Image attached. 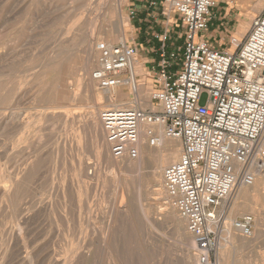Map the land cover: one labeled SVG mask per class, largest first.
<instances>
[{
	"label": "rangeland",
	"instance_id": "1",
	"mask_svg": "<svg viewBox=\"0 0 264 264\" xmlns=\"http://www.w3.org/2000/svg\"><path fill=\"white\" fill-rule=\"evenodd\" d=\"M161 1L162 0H118V1L117 0H84L83 2H81L79 0H0V10H5L3 12L0 11L2 12V15L0 14V47H1L0 48V84L3 82L5 83V84L4 83L2 84L4 85L2 88L5 91H2L1 93H3V96H4V94L5 95L9 94V93H6L8 91L14 90V92L16 93L18 89L19 90L18 92H20L19 94L14 93L16 97L10 96L14 101L11 98L7 101L8 103L0 101V125H1L0 126V136H2L0 137V141H1L0 142V153H1L0 154V179L1 177L4 176L3 175L4 173H6V176H7L8 172H9L8 177L6 176L4 177L7 179H10L9 182L6 179V184L3 178L0 180L1 182L0 198L2 199V200L0 199L1 200L0 201L1 202L0 203V207H1L0 208V260L1 258L4 257L2 259V262L0 261V264L1 263L3 264L4 263L6 264H11V263L12 264H18V263L25 264L26 263L27 264L28 263L27 260L29 259L33 260L34 262L33 264H50L49 262H51L52 264V262L54 263L56 261V260L53 261V259L55 258L59 259L60 256H61V259H60L59 264H63L64 259L67 264H70V263L73 264L74 262L75 263L77 262L76 264H92L93 261H94L93 264H183L182 256L184 255L186 250L184 249L182 244H179L176 241V239H178L177 231L175 229L173 220L171 219V217H169L171 214H167L169 212L172 213L173 208H172V205L169 203V199L167 195H165L166 190L164 188L162 176H163L164 169L169 164H167V166H165L162 171V176H161L162 179H159L157 182L150 184V185H149V173L152 170L149 168V163L146 164L145 168L143 169L140 175H137L138 172H125V174L128 173V175L123 174L122 178L126 177L130 181L131 179H133L132 177L134 176V174L136 175L134 178H137V177L141 178L140 180L143 183V188H142L143 189L142 190L143 200L142 199L140 200V198L137 197V193L139 191L138 189H140L139 185L136 189H131L130 194L127 190L122 191V189L119 190V188H118V191L117 189L115 190V188H117L115 187L117 184L116 182L118 180L117 177L119 178L121 174H119L115 169H113L110 166H108V169H107V166L103 167L106 164L105 161H101L95 152L96 150L94 149L95 148L94 137H90L91 133L87 129H85V127L83 126L86 123V119L88 120L91 113L95 111L94 104L91 103L90 96L89 97L86 96V91L84 92L85 89L83 88V86L79 84L77 81L78 79H80L78 78L79 76L81 78L82 77L84 78L86 75L85 70L83 69V64L85 61V57L87 56V53L85 52L86 46L85 44L82 43V41L84 40L82 37L84 33L82 34L81 32L82 30L84 32L83 28L84 26H86L85 23L87 24L89 23V25L86 28L87 33H89L91 37L94 36L93 38H96V39H93L94 52L98 53L99 46L102 43H109V44L110 42H113L111 44L119 43L120 42L119 39L115 40L114 38H117V36L120 35L119 28L123 26L125 30L124 35L127 38V42L129 44H133L134 42L138 44L140 42L142 43L141 45L143 49L145 50V52H149L150 48H154V43L151 44V42H149L150 38L154 42L159 41L155 37V34L159 32L161 33V29L164 26L163 22L165 19L162 15L163 7L161 4ZM107 2L108 3L112 2L111 5L109 4V7L106 5L108 4ZM149 2H156V4L152 6V10H150V12H149ZM119 3H121V9L115 15L116 17L114 16V18H111L112 4L114 7H116V5ZM240 3L246 4L245 6L247 7L249 5L248 4L249 2L247 3V1H244V0H241ZM259 3H263V6H264V0H252L250 1V6H251L250 10L232 11V14L236 15V20L238 19L239 21V26L237 28H234V30L228 36H223V39H221L222 37H217V39L215 37H211V41L213 42V44L219 48L234 49L236 47L235 40L236 39H239L240 41L243 40L252 25V22L249 24L245 22L246 12L252 13L253 16H251V18L253 19L255 16V13L258 14L262 10V9L256 8V5ZM95 7L96 9H94ZM214 9L213 11H215ZM132 11H135V13L131 14ZM148 13H151L153 16L149 15ZM82 19L84 20V22ZM97 19L99 20V27L95 28V21H97ZM171 22H173V19ZM173 23H175L174 31L172 32L173 39L169 40L167 42V45L170 49L180 47L181 48L180 52H182V47L184 43V37H183L184 30L182 29L179 22L174 21ZM121 24L123 25L120 26ZM245 26H246V29L243 31ZM242 31L245 33H243V35L241 36L240 33ZM75 35L77 37H75ZM75 39H78L80 43L83 44V45L81 44L80 46L78 45V49L75 47L71 48L72 47L71 43H73ZM73 49H75L76 54L75 52L74 53L72 52ZM154 49H157V48L155 47ZM66 51L67 52L69 51L68 53L69 55L67 56H65L67 54ZM70 51L72 52L71 53L72 55L70 54ZM75 57L77 58V60ZM65 58L68 60H72L73 65H76V68L78 69L76 76L71 75L67 77V80L65 81V85L67 84V88L69 89L71 88L70 91L73 93L72 94L73 97L75 93H77V95H79L78 93H80L81 94L79 95L80 99H78L79 97H77L75 101L72 99L69 102H65V103L64 102H61L59 104L51 103V99H49L50 97L48 98V93L41 92V88H42L41 82H42V79H44V77H47V75L48 76L51 75L50 77H52V74H54V76L55 74L57 75V73L54 71V68L59 69L61 62L66 61ZM148 59L149 58L147 57H142V58L140 57V62L143 67L142 71L138 72L137 66H136V72L134 69V74L138 75V80L140 81V83H138L136 86L134 97L136 98L137 93H138V101L142 105V108H147V107L144 106L141 96L139 97L140 95L139 85L142 84L145 87H149V89H151L150 82L153 79L152 77L153 73H151L150 68H148L149 67ZM53 61L55 62L53 63ZM52 71L53 73H51ZM74 77H76L77 79ZM39 80L41 81L40 83H39ZM146 83H149V84H146ZM77 84L80 85V87ZM63 89H65L64 86H63ZM78 89L80 90V92H78ZM127 91H128V94L124 93L119 88L112 89L111 94L113 95V98H114L113 104H120L122 102L131 103L132 101L131 99H129L130 90L127 89ZM120 93L125 95V99L126 98L127 99L126 100L124 99L121 102L117 100L118 95ZM207 97L208 95L204 93L202 95L201 102L205 103L207 100ZM20 98L21 100H19ZM82 98L83 99L87 98V101L86 99L83 100ZM11 103H13V105ZM111 104L112 102L108 100H105L103 98L99 99V107L101 110L110 108ZM6 105H9L10 107ZM62 109L67 110L66 116L65 114L60 115V113L54 114V112L60 111ZM11 110H13V112L18 111L16 113L19 116L16 117L17 114L16 115L15 113L12 114L13 112ZM49 112L50 113L53 112V113L50 114ZM74 112H76V114L77 113H81V114L76 115ZM39 114L40 115L44 114L43 117L45 118L38 119L37 117H40ZM47 114H50V115H47ZM67 114L70 116H68ZM51 115H53L52 118H54V120L56 119L55 121L52 118H50ZM61 116L63 117L62 121H60ZM21 117L25 119L23 120V118ZM65 117H67V120H65L66 119ZM17 118H21V119H17ZM68 118L70 119L68 120ZM76 118L78 119L82 118V120L80 119L78 120ZM11 119L15 121L11 122L12 121ZM50 119L53 120V123H52V120ZM72 119L78 120L81 128L78 127L79 123L77 121L74 122V120ZM68 122L72 123L70 125H74V126L68 125L69 124ZM6 124L9 126H7ZM23 124L25 128L23 127ZM16 125L17 127H15ZM4 126H6V128L9 127L7 128L8 130H6ZM68 126L70 128H68ZM82 127H84L83 130H82ZM13 128L15 129L17 128V130ZM76 128L78 130L81 129L80 132ZM9 129L12 131V133L14 132L13 134L15 136L17 133L18 135L21 134L22 133L21 131H23L24 135L22 136L19 135L20 138L17 135L15 138V136L11 133ZM85 130L86 132H84ZM81 131H83L84 133L83 132L81 133ZM8 137H10V139L13 138L15 141L10 140ZM17 137L20 141H18ZM23 137H26L28 139L26 138L24 139ZM31 138H34V139H31ZM21 139H22V142H24V144L21 142ZM11 141L12 142L14 141L15 143H12ZM6 142H7V145H5ZM16 144L17 146L18 145L19 146L15 147ZM22 145H24V147H22ZM12 146H14V148ZM32 146L35 148H32L33 151L31 150L30 152V148ZM19 148L21 150H18ZM5 149L7 150L10 149L9 153ZM11 149H14V152L13 150L11 151ZM17 150L19 153L17 152ZM22 150H24V152ZM28 152H30V154ZM37 152L38 154L41 153L40 154L41 157H39L40 155L36 154ZM33 153H35V156L36 155L37 156L34 157V155H32ZM47 154H49L50 156H48ZM180 156H181V153L177 157V160L180 158ZM38 157L39 159H37ZM32 158L34 159L32 160ZM12 159L14 162L11 161L12 163H10L9 160H12ZM18 160H20V162ZM34 160L37 161L36 165H35V162H33ZM15 161L19 163L15 164L16 163ZM8 167L11 168V171L6 172ZM29 168H31V170ZM38 168L40 172L38 171ZM83 169L84 170L86 169V171H84L85 173L83 172ZM10 172H13L14 174L12 173V176H11ZM110 172H112L113 174ZM19 173H20L19 177L21 176L20 179H23V181L21 180L23 183L22 182L21 183L24 184V186L20 184L18 191L17 190H16L17 192L14 191L12 195L13 197L12 199H7L6 197L4 198L3 191H2L4 189L3 186L7 187V185H11L12 181L18 178ZM23 174L26 176L27 175L30 176L29 179ZM13 176L14 178L16 176V178L14 179ZM84 176L86 177V181L85 179H83ZM102 177H105V178H102ZM101 179H104L105 181L108 180L109 182L111 179V182L110 183L108 181L105 182L104 180L101 181ZM29 181L33 185L29 184ZM33 181L35 184L33 183ZM83 181H85L86 183ZM2 182H4V184ZM92 182L94 184H92ZM103 182L106 183V185ZM107 184H112V185L115 184V186L111 185V187L113 188L112 189L111 187H106ZM103 185H105L104 186L105 189L102 188ZM27 186L29 187V190H26L28 188ZM30 186L32 187L31 188L32 190L30 189ZM22 187L23 189H21ZM95 187H98L99 191L96 190L97 188L95 189ZM105 190L106 192L104 193ZM135 190H137V192ZM35 191L38 193H36ZM100 191L102 194L99 193ZM115 191L118 193H121L119 195L120 197H118L119 200H117L118 205L120 207L122 206L121 209L122 210L124 208L126 209V207L130 208V211H131L129 213L130 218H128L125 214L122 215V213L120 214V216L118 215V217L115 216V218H113V214H112L113 207L110 201L114 198V195L115 196L118 195ZM19 192H21L22 194ZM111 192H115V193H111ZM18 193L25 196L24 197L25 199L23 198V196L21 195L19 196ZM110 193L112 195L114 194L113 197ZM161 195L163 196L162 198H161ZM260 195H261L260 196L261 201L259 197V199L257 200L258 202L257 201L254 202L257 204L255 205L254 203L252 204L254 208H256L255 213H252V215L255 218V224L253 228L254 236L252 235V238L250 237V239H248L249 243L243 247H239L237 249L229 247L228 250L230 251V253L228 252V257L226 260L227 264H233V263L234 264H264V209H263L264 208V205H263L264 204V188L261 189ZM15 197L16 198L18 197V198L16 199ZM20 197L23 199L22 201L23 202L25 201V202L23 203L22 201H20V203H23L24 205L20 204V207H19L18 202H19ZM27 197L29 198V200ZM5 199H6V202H5ZM137 199H139L140 201L138 202ZM3 200L5 202L4 204H2ZM27 200L28 201L31 200V202H29L30 204L27 202ZM49 200H51L50 201L51 203L49 202ZM11 201L12 202L14 201L13 204L10 203ZM38 201H39V204H38L39 206L37 205L38 207L34 208V206L36 207V204L38 203ZM52 201L55 205L52 203ZM40 202H41V205H45V206H41ZM14 203L18 205H14ZM25 203H27V206ZM31 204H32L33 209L26 208L28 206L30 207ZM46 204L48 205L46 206ZM50 204L52 207L50 206ZM99 204L101 206H99ZM140 204H141V208H140ZM261 204L263 205V207ZM16 206H18L19 208L18 210L16 209L17 208ZM53 207L55 208L57 207V209ZM46 208L47 209L49 208L50 212H48ZM51 208L55 209L54 210L55 213L53 214L52 212V214L54 215V217L57 216V218L56 217L54 218L52 214H49L51 213V210H53ZM26 209H28V212ZM34 209L36 210L35 211L36 213L35 212L31 213L32 211H34ZM39 209H41L42 212ZM96 209L98 210L101 209V210L97 212L98 210ZM137 209L138 210L140 209V210L138 212H135L137 211ZM144 209L150 212V214H153L150 216L158 221V223L161 225V228H157V227L154 228L151 225L150 221H149V225H147L148 222L144 221L147 218L145 217L146 214L143 213L145 211ZM66 210L68 211L67 213H66ZM43 211L45 212L46 215H44ZM39 212H40V215H39ZM247 213H251V212L245 211L244 213H241L235 216V219H238ZM18 214L20 215V217L22 216L21 219ZM139 214H142V215L139 216ZM70 216L72 217L73 220L70 219L71 218ZM261 216H262L261 219L258 218ZM132 218L134 220H132ZM14 219H16L17 222ZM146 220L148 221V219ZM184 221H185V225L187 228V222L186 220ZM18 222L22 225V227H20V224ZM24 224H27V227ZM9 226L11 229L8 228ZM17 227H18V230H17ZM20 230H24V231H20ZM9 231H10V234H9ZM22 232L23 233L25 232L26 236L25 234L23 236H25L26 238L21 235ZM170 232L172 235H169ZM11 233H12V237H11L12 240L10 238ZM13 233L15 234L13 235ZM46 233H47V236L45 235ZM69 233H71V237L70 235H68ZM8 234H9V238H7ZM44 236L46 237V239L44 238ZM253 237H255V239ZM24 242H27L28 244ZM15 243H17L16 246H15ZM5 247L6 249H8L7 251L9 255L5 252L6 250ZM14 247L15 249L16 248L17 249L14 250ZM37 249H39V251ZM106 249H108L107 252H106ZM110 250L113 252V255H111ZM37 252L39 253L37 254ZM192 253H195V250ZM5 254L7 255L5 256ZM40 254L41 255L44 254V255L40 256ZM49 254L51 258H52V255L54 254L56 255V257L53 256V258L51 259L49 257ZM10 255L12 256L10 257ZM27 255L31 257L29 258L27 257ZM20 256L22 257V259ZM37 256H39L40 258L42 257V258L40 259ZM5 257L6 258L9 257L11 260L7 258L5 261ZM83 257H85V259ZM35 258L38 259L37 262H35L36 261ZM72 258H74V260L77 259V261H74ZM47 259H49L48 260L49 262L47 261ZM78 260H79V263H78ZM68 261L70 263H68ZM84 261L85 263H82ZM219 262L220 264H223V259L221 257L220 251H219ZM54 264H56V262Z\"/></svg>",
	"mask_w": 264,
	"mask_h": 264
},
{
	"label": "built area",
	"instance_id": "2",
	"mask_svg": "<svg viewBox=\"0 0 264 264\" xmlns=\"http://www.w3.org/2000/svg\"><path fill=\"white\" fill-rule=\"evenodd\" d=\"M220 1H161L165 20L155 34L158 59L148 61L156 88L149 89L151 108L134 98L140 83L134 74L136 42L100 44L91 73L101 89L126 87L133 97L131 106L100 113L114 158H139L143 125L153 147L163 138L180 141L181 156L164 169L163 183L194 238L197 264H220L219 244L228 221L223 205L239 183L254 184L264 163V8L234 49L219 48L205 32ZM172 19L184 30L182 52L167 45L173 39ZM204 93L208 97L202 103ZM254 224L252 214L234 220L235 229L248 238Z\"/></svg>",
	"mask_w": 264,
	"mask_h": 264
},
{
	"label": "bare ground",
	"instance_id": "3",
	"mask_svg": "<svg viewBox=\"0 0 264 264\" xmlns=\"http://www.w3.org/2000/svg\"><path fill=\"white\" fill-rule=\"evenodd\" d=\"M79 1H81V2H83L84 0H79ZM118 1V0H117ZM260 2V1H259ZM19 3V2H18ZM108 3V2H107ZM112 3V2H111ZM111 3H108V4H106L108 7H109V4L111 5ZM114 3H116V2H114ZM83 4V3H82ZM102 4H104V3H102ZM105 5V6H106ZM2 6V5H1ZM263 3H259V4H257L256 5V8H258V9H263ZM14 8H16V7H14ZM5 9V8H4ZM94 9H96V7L94 8ZM121 9V3H119V4H117L116 5V7H114L113 6V4H112V8H111V10H112V14H111V18H114V16L117 14V12L119 11ZM0 11H5V10H0ZM260 11V10H259ZM2 12H0V14L2 15ZM111 12V11H110ZM91 13V12H90ZM78 15V14H77ZM122 16V15H121ZM120 16V17H121ZM251 16H253L252 15V13H247L246 12V17H245V22L247 23V24H249V23H251L252 21H253V19L251 18ZM256 16V15H255ZM254 16V17H255ZM116 17V16H115ZM110 18V19H111ZM90 19V18H89ZM117 19H118V17H117ZM83 20V19H82ZM115 20V19H114ZM113 20V21H114ZM86 21V20H85ZM89 21V20H88ZM87 21V22H88ZM83 22H84V20H83ZM108 22V21H107ZM110 22V21H109ZM122 22V21H121ZM81 23H82V21H81ZM123 23V22H122ZM125 23V22H124ZM127 23V22H126ZM86 24V26H84V32H83V30L81 31L82 32V34H83V41H82V43L83 44H85V46H86V53H87V56L85 57V61H84V64H83V69L85 70V73H86V75H85V77L83 78V80H82V78L79 76L78 78H80V79H78L77 81H78V83L79 84H81L82 86H83V88L85 89L84 90V92L86 91V96L87 97H89L90 96V98H91V103H93L94 104V109H95V111H93L92 113H91V115L89 116V118H88V120L86 119V123L83 125L84 127H85V129H87L90 133H91V136L90 137H94V140H95V152H96V154H97V156L100 158V160L101 161H105V163L107 164H105V166H103V167H106L107 166V169H108V166H110V167H112L113 169H115L119 174H121V176L118 178L117 177V184H116V186H115V184L114 185H112V184H107V186L106 187H111V185L112 186H115V187H117V188H115V190L117 189V191H118V188H119V190H121L122 189V191L123 190H127L128 192H129V194H130V191H131V189H136L137 187H138V185H139V188L140 189H138L139 191H138V193H137V197L138 198H140V200L142 199L143 200V198H142V188H143V183L141 182V178L139 177H137V178H134L136 175L134 174V176L132 177L133 179H131V181L128 179V178H126V177H124V178H122L123 177V174H125V172H138V174L137 175H140L141 174V172L143 171V169L145 168V166H146V164L147 163H149V168L152 170L150 173H149V185L150 184H153V183H155V182H157L159 179H162L163 178V176H162V171H163V169H164V167L165 166H167V164H170V163H173V162H175V161H177V157L179 156V154L182 152V146H181V143L178 141V140H175V139H169V138H163L162 139V142H161V144L159 145V146H157V147H153V146H151V145H148L147 144V137H146V134H145V130L147 129V125H143L142 126V131H143V135H142V140H141V144H140V156H139V158L138 159H123V160H120V159H117V158H114L113 156H112V154H111V152H110V147H109V144H108V142H107V140H106V133H105V130H104V127H103V124H102V121H101V119H100V113H101V109H100V107H99V99H105V100H108V101H110V102H112V104L110 105V108H118V107H126V106H131V103L129 104L128 102L127 103H120V104H113V102H114V98H113V95L111 94V90L110 89H101L99 86H98V84H97V82L94 80V79H92V77H91V73L93 72V70H94V68H96L97 66H98V53L97 52H94V50H93V46H94V43H93V39H96V38H93V37H91V35H89V33H87V26L89 25V23L87 24V23H85ZM246 24V25H247ZM2 25V24H1ZM123 24H121L120 26H122ZM126 25V24H125ZM251 25V24H250ZM6 26V25H5ZM16 26V25H15ZM103 26V25H102ZM97 27H99V20L97 19V21H95V28H97ZM124 27V26H123ZM123 27H120L119 28V32H120V35L119 36H117V38H114L115 40H118L119 39V41L120 42H127V38L125 37V35H124V32H125V30H124V28ZM3 29V28H2ZM246 29V26L244 27V29H243V31ZM81 30V29H80ZM76 31V30H75ZM241 32L240 34H241V36L243 35V33H245V32ZM89 32V31H88ZM101 32V31H100ZM60 34V33H59ZM80 36V37H81ZM116 36V35H115ZM75 37H77L76 35H75ZM79 37V36H78ZM58 39V38H57ZM240 40L239 39H236L235 40V45H237V43L239 42ZM96 42V41H95ZM80 41L78 40V39H75L74 41H73V43H71V48H77L78 49V45L80 46L82 43H80ZM111 43H113V42H110V44ZM82 44V45H83ZM63 47V46H62ZM68 47V46H67ZM1 48V47H0ZM66 48V47H65ZM84 48V47H83ZM68 49V48H67ZM70 49V48H69ZM62 51V50H61ZM72 51V50H71ZM70 51V54L73 52H75V54H76V51H75V49H73V51L71 52ZM4 52V51H3ZM5 53V52H4ZM61 53V52H60ZM67 53V54H66ZM66 55L65 56H67V55H69L68 53H69V51L67 52L66 51ZM54 54V53H53ZM62 55V54H61ZM72 55V54H71ZM60 56V55H59ZM64 56V57H65ZM68 57H70V56H68ZM77 57V56H76ZM75 57V58H76ZM46 58V57H45ZM60 58V57H59ZM62 58V57H61ZM66 59V58H65ZM2 60V59H1ZM76 60H77V58H76ZM5 61V60H4ZM15 61V60H14ZM62 61V60H61ZM55 61H53V63H54ZM73 62H74V60H73ZM1 63H2V61H1ZM40 65V64H39ZM57 66V65H56ZM78 66V65H77ZM136 66H137V71L138 72H140V71H142L143 69H142V67H141V64H140V59H139V55L136 57V59H135V62H134V69H135V72H136ZM141 67V68H140ZM47 71V70H46ZM45 71V72H46ZM54 71L57 73V75L55 74V76H54V74H52V77H50L51 75H47V77H48V79H47V77H44V79H42V82L39 80V83L41 82V84H42V88H41V92H46V93H48V98L49 99H51V103H57V104H59V103H61V102H69L70 100H76V98L77 97H79V95H81L80 93H78L79 95H77V93H75L74 94V97L72 96V92L70 91V89L69 88H67V84L65 85V81L67 80V77H69V76H76L77 75V71H78V69L76 68V65H73V63H72V60H68V59H66V61H63V62H61V65H60V68L59 69H56V68H54ZM92 71V72H91ZM54 72V73H55ZM51 73H53V71L51 72ZM46 75V74H45ZM79 75V74H78ZM80 75H81V73H80ZM89 75V76H88ZM83 76V75H82ZM74 78H76V77H74ZM14 79V78H13ZM77 79V78H76ZM16 80V79H15ZM38 82V81H37ZM4 83V82H3ZM3 83H1L0 84V101H3V102H7L12 96H15L16 97V95H14V90L13 91H8V90H6V91H8V92H6V93H9V94H4V96H3V93H1L2 91H5V90H3V86L4 85H2ZM10 83H12V82H10ZM10 83H8V84H10ZM67 83V82H66ZM76 83V82H75ZM5 84V83H4ZM7 85V84H6ZM6 85H5V87H6ZM11 85H13V84H11ZM70 85V84H69ZM78 85V84H77ZM17 86V85H16ZM35 86V85H34ZM63 86L65 87V89H63ZM79 87H80V85H78ZM78 86H77V88H78ZM13 87V86H12ZM70 87V86H69ZM14 88V87H13ZM82 88V89H83ZM5 89V88H4ZM6 89H8V88H6ZM69 89V90H68ZM73 89V88H72ZM10 90V89H9ZM11 90H12V88H11ZM15 91H16V89H15ZM19 90L17 89V92L16 93H20V92H18ZM39 91V90H38ZM40 92V93H41ZM78 92H80V90L78 89ZM82 92V91H81ZM137 92H138V90H137ZM15 93V94H16ZM139 93H140V95H139V97L141 96V98H142V100H143V104H144V106H146L147 108L146 109H149V108H151V106H152V104H151V102H150V97H149V87H145L144 85H142V84H140L139 85ZM17 94V95H18ZM84 95V94H83ZM11 96V97H10ZM19 96V95H18ZM21 98H23V97H21ZM21 98L19 99V100H21ZM133 97H131V95H130V97H129V99H132ZM135 98V97H134ZM12 99V98H11ZM15 99V98H14ZM17 99H18V97H17ZM78 99H80V97L78 98ZM83 99V98H82ZM86 99V101H87V98H85ZM85 99H83V100H85ZM125 99V95H123V94H119L118 95V99L117 100H119L120 102L121 101H123ZM127 99V98H126ZM125 99V100H126ZM136 99H137V101H138V93H137V96H136ZM13 100V99H12ZM19 100H17V101H19ZM14 101V100H13ZM16 101V100H15ZM85 101V102H86ZM89 102V101H88ZM126 102V101H125ZM8 103V102H7ZM50 103V102H49ZM79 103H80V101H79ZM84 103V102H83ZM4 104V103H3ZM3 104H2V106H3ZM10 104V103H9ZM12 105H13V103H11ZM16 104V103H15ZM82 104V103H81ZM138 104H140L139 103V101H138ZM141 105V104H140ZM5 106V105H4ZM6 106H9V105H6ZM60 106H61V104H60ZM63 106V105H62ZM10 107V106H9ZM15 107H16V105H15ZM22 107V106H21ZM93 107V106H92ZM141 107H142V105H141ZM2 110V109H1ZM7 110V109H6ZM14 110V109H13ZM13 110H11L12 112H13ZM55 111V110H54ZM16 112H18V111H16ZM16 112H13L12 114H14L15 113V115L17 114ZM76 112H78V111H76ZM76 112H74L75 114H76ZM80 112V111H79ZM5 113V112H4ZM50 113V112H49ZM53 113V112H52ZM52 113H50V114H52ZM55 113H60V115L61 114H65V116H66V113H67V110H60V111H56V112H54V114ZM10 114H11V112H10ZM50 114H47V115H50ZM71 114V113H70ZM73 114V113H72ZM78 114H81V113H77L76 115H78ZM3 115H5V114H3ZM8 115V114H7ZM15 115H13V116H15ZM38 115V114H37ZM43 115L44 114H39V116L40 117H37L38 119L39 118H45V117H43ZM68 115V114H67ZM74 115V114H73ZM73 115H71V116H73ZM75 115V116H76ZM9 116V115H8ZM12 116V117H13ZM19 115L17 114V116L16 117H18ZM42 116V117H41ZM52 116L53 115H51L50 116V118H52ZM56 116V115H55ZM58 116V115H57ZM68 116H70V115H68ZM67 116V117H68ZM74 116V117H75ZM67 117H65L66 119L65 120H67ZM80 117V116H79ZM8 118V117H7ZM21 118H23V117H21ZM21 118H17V119H21ZM48 118H49V116H48ZM56 118V117H55ZM61 118V120L60 121H62L63 120V117L61 116L60 117ZM71 118V117H70ZM70 118H68V120L70 119ZM73 118V117H72ZM84 118V117H83ZM25 118H23V120H24ZM53 120H54V118H52ZM52 119H50V120H52ZM76 119H78V118H76ZM74 120V119H72V120H74V122L75 121H77L78 122V120L80 119H78V120ZM12 120V121H11ZM11 120H9V121H11V122H14L15 120H13V119H11ZM46 120V119H45ZM53 120H52V123H53ZM56 120V119H55ZM54 120V121H55ZM58 120V119H57ZM80 120H82V118L80 119ZM8 121V122H9ZM19 121V120H18ZM39 121V120H38ZM49 121V120H48ZM59 121V122H60ZM66 122V121H65ZM73 122V121H72ZM73 122V123H74ZM76 122V123H77ZM81 122V121H80ZM1 123H2V121H1ZM21 123V122H20ZM31 123V122H30ZM63 123V122H62ZM69 123V122H68ZM68 123H66V124H68ZM79 123V122H78ZM77 123V124H78ZM83 123V122H82ZM8 124V123H7ZM6 124V125H7ZM64 124V123H63ZM70 124H72V123H69L68 125H70ZM9 125H10V123H9ZM9 125H7V126H9ZM22 125V124H21ZM57 125V124H56ZM1 126V125H0ZM67 126V125H66ZM70 126H74V125H70ZM75 126H76V124H75ZM15 127H17V125L15 126ZM22 127V126H21ZM23 127H24V124H23ZM78 127H80V123H79V126ZM84 127H82V130H83V128ZM2 128V127H1ZM4 128L6 129V130H8L7 128H9V127H7L6 128V126H4ZM25 128V127H24ZM29 128V127H28ZM64 128H66V127H64ZM68 128H70L69 126H68ZM67 128V129H68ZM81 128V127H80ZM79 128V129H80ZM12 129V128H11ZM13 129H15V128H13ZM54 129V128H53ZM77 129V128H76ZM10 130V129H9ZM15 130H17V128L15 129ZM14 130V131H15ZM19 130H21V129H19ZM24 130V129H23ZM51 130V129H50ZM78 130V129H77ZM81 130V129H80ZM80 130H78L79 132H80ZM11 131V130H10ZM28 131V130H27ZM57 131H58V129H57ZM56 131V132H57ZM77 131V132H78ZM159 131V130H158ZM19 132V131H18ZM22 133H23V131H21ZM45 132V131H44ZM48 132V131H47ZM83 131H81V133H82ZM84 132H86V130L84 131ZM83 132V133H84ZM11 133H12V131H11ZM14 133V132H13ZM12 133V134H13ZM19 134V135H24V133L23 134ZM2 134V133H1ZM8 134V133H7ZM10 134V133H9ZM11 134V135H12ZM34 134H35V132H34ZM56 134V133H55ZM89 134V133H88ZM14 135V134H13ZM18 135V133L16 134V136ZM18 135V136H19ZM93 135V136H92ZM10 136V135H9ZM15 136V135H14ZM16 136H15V138H16ZM0 137H2V136H0ZM12 137V136H11ZM9 139H10V137H8ZM19 138H20V136H19ZM22 138V137H21ZM24 139L26 138V137H23ZM62 138V137H61ZM17 139H18V137H17ZM26 139H28V138H26ZM31 139H34V138H31ZM10 140H14L13 138L12 139H10ZM10 140H9V142H10ZM47 140V139H46ZM66 140V139H65ZM70 140V139H69ZM8 141V140H7ZM15 141V140H14ZM12 142V143H15V142ZM18 141H20L19 139H18ZM24 141V140H23ZM1 142V141H0ZM3 142V141H2ZM21 142H22V139H21ZM27 142H29V141H27ZM40 142V141H39ZM94 142V141H93ZM11 143V144H12ZM18 143H20V142H18ZM17 143V144H18ZM23 144H24V142H22ZM33 143V142H32ZM31 143V144H32ZM35 143V142H34ZM9 144V143H8ZM17 144L15 145V147H18L17 146ZM30 144V143H29ZM64 144V143H63ZM5 145H7V142H6V144ZM33 145V144H32ZM38 145V144H37ZM9 146V145H8ZM59 146V145H58ZM7 147V146H6ZM5 147V148H6ZM13 148H14V146H12ZM11 147V148H12ZM21 147V146H20ZM22 147H24V145H22ZM46 147V146H45ZM44 147V148H45ZM9 148V147H8ZM25 148H26V146H25ZM32 148H35V147H31L30 148V152H31V150H32ZM39 148V147H38ZM28 149V148H27ZM26 149V150H27ZM41 149V148H40ZM5 150H7V149H5ZM13 150V152H14V149H11V151ZM18 150H21L20 148L18 149ZM18 150H17V152H18ZM25 150V149H24ZM24 150H22L23 152H24ZM35 150H37V149H35ZM34 150V151H35ZM9 151H10V149H8L7 150V152L9 153ZM33 151V150H32ZM54 151V150H53ZM30 152H28L29 154H30ZM40 152V151H39ZM19 153V152H18ZM65 153V152H64ZM63 153V154H64ZM1 154V153H0ZM17 154V153H16ZM16 154H15V156H16ZM20 154H22V153H20ZM28 154V155H29ZM37 155H40V154H38V152L36 153ZM27 155V156H28ZM32 155H34V157H36L35 156V153H33ZM48 156H50L49 154H47ZM25 156V155H24ZM68 156V155H67ZM29 157V156H28ZM31 157V156H30ZM39 157H41V155L39 156ZM39 157L37 158V159H39ZM58 157H60V156H58ZM13 158V157H12ZM47 158V157H46ZM21 159H23V158H21ZM34 158H32V160H33ZM8 160V159H7ZM14 160H15V158H14ZM17 160V159H16ZM14 162L13 161V159L12 160H9V162L10 163H12V162ZM19 162H20V160H18ZM43 161V160H42ZM72 161V160H71ZM16 162V161H15ZM18 162V163H19ZM33 162H35V165H36V162L37 161H33ZM9 163V164H10ZM17 162L15 163V164H18ZM25 163V162H24ZM46 163V162H45ZM8 164V163H7ZM102 164V163H101ZM100 164V165H101ZM27 165V164H26ZM66 165H67V163H66ZM263 165V170L261 171V172H259V173H257L256 172V180H255V182H254V184L253 185H251V186H248V185H244L243 183H239V186H238V188L236 189V191L234 192V194H233V196H232V198L230 199V201H227V203L226 204H224L223 206V209L222 210H225V211H227V224H226V228H225V230H224V233H223V240H220V244H219V251H220V253H221V257H222V259H223V264H227V257H228V252L230 253V251L228 250L229 249V247H232V248H235V249H237V248H239V247H243V246H245V245H247L248 243H249V240L248 239H250V238H248V237H245V236H242L241 234H240V232H238L236 229H235V227H234V220H235V216H237V215H239V214H241V213H244L245 211H249V212H251V213H247V214H252V213H255V209L256 208H254V206L252 205L254 202H256L258 199H259V197L261 196L260 195V191H261V189L262 188H264V163L262 164ZM23 166H24V164H23ZM22 166V167H23ZM38 166V165H37ZM36 166V167H37ZM80 166V165H79ZM102 166V165H101ZM17 167V166H16ZM20 167V166H19ZM30 167V166H29ZM81 167V166H80ZM9 168V167H8ZM7 168V171L6 172H8V171H11V168H9L8 169ZM27 168H28V166H27ZM33 168V167H32ZM83 168V167H82ZM87 168V167H86ZM16 169V168H15ZM14 169V170H15ZM25 169V168H24ZM30 170H31V168H29ZM94 169V168H93ZM101 169H102V167H101ZM27 170V169H26ZM69 170V169H68ZM104 170V169H103ZM112 170V169H111ZM25 171V170H24ZM38 171H39V168H38ZM43 171V170H42ZM61 171V170H60ZM84 171H86V169L84 170L83 169V172ZM101 171V170H100ZM110 171V170H109ZM14 172V171H13ZM13 172H10V174H11V176H12V173ZM16 172V171H15ZM18 172V171H17ZM40 172V171H39ZM83 172H82V174H83ZM9 173V172H8ZM7 173V176H6V173H4L3 175L4 176H6V177H8V174ZM27 173V172H26ZM85 173V172H84ZM104 173V172H103ZM110 173H112V172H110ZM14 174V173H13ZM29 174V173H28ZM36 174V173H35ZM38 174V173H37ZM79 174V173H78ZM113 174V173H112ZM127 175H128V173H126ZM125 174V175H126ZM19 175H20V173L18 174V178L17 179H15L16 178V176H15V178H14V176H13V178L15 179V180H13L12 181V183H11V185H7V187H4L3 185V196H4V198L6 197L7 199H12L13 197H12V195H13V193H14V191L15 192H17L18 191V188L20 187V184H22L23 182V179H20V177H19ZM21 175H22V173H21ZM24 175V174H23ZM60 175V174H59ZM81 175V174H80ZM117 175V174H116ZM1 177V179L3 178V180H5V184H6V179L7 178H5V177ZM24 176H26V175H24ZM57 176V175H56ZM86 176V175H85ZM84 176V177H85ZM93 176V175H92ZM103 176V175H102ZM142 176V175H141ZM161 176H162V178H161ZM26 177H28V179H29V177L30 176H26ZM36 177V176H35ZM83 177V179H85V181H86V177L84 178ZM87 177H88V175H87ZM94 177V176H93ZM100 177V176H99ZM108 177V176H107ZM107 177H106V179H107ZM9 178H10V176H9ZM33 178V177H32ZM102 178H105V177H102ZM0 179V180H1ZM12 179V178H11ZM26 179V178H25ZM31 179V178H30ZM36 179V178H35ZM88 179V178H87ZM8 180V182L10 181V179H7ZM22 180V181H21ZM55 180H56V178H55ZM102 180H104V179H101V181ZM133 180V181H132ZM25 181V180H24ZM67 181V180H66ZM82 181V180H81ZM85 181H83V182H85ZM100 181V180H99ZM98 181V182H99ZM105 181V180H104ZM106 181H108V180H106ZM105 181V182H106ZM22 182V183H21ZM28 182V181H27ZM26 182V183H27ZM36 182V181H35ZM39 182V181H38ZM42 182V181H41ZM91 182V181H90ZM98 182H96V183H98ZM109 182V181H108ZM110 182H111V179H110ZM109 182V183H110ZM3 184H4V182H2ZM33 183H34V181H33ZM74 183V182H73ZM86 183V182H85ZM88 183V182H87ZM104 183V182H103ZM145 183H146V181H145ZM0 184H1V182H0ZM29 184H31L30 183V181H29ZM35 184V183H34ZM92 184H94L93 182H92ZM99 184H101V183H99ZM105 185H106V183H104ZM164 184V183H163ZM23 186H24V184H22ZM31 185H33V184H31ZM45 185V184H44ZM61 185V184H60ZM84 185V184H83ZM89 185V184H88ZM87 185V186H88ZM105 185H103V189H105L104 188V186ZM109 185V186H108ZM6 186V185H5ZM49 186V185H48ZM66 186V185H65ZM95 186V185H94ZM97 186H99V185H97ZM102 186V185H101ZM26 187V186H25ZM28 187V186H27ZM58 187V186H57ZM155 187V186H154ZM32 187L30 186V189H31ZM34 188V187H33ZM38 188V187H37ZM42 188V187H41ZM54 188V187H53ZM97 188V189H96ZM112 188V187H111ZM159 188V187H158ZM21 189H23V187L21 188ZM49 189V188H48ZM47 189V190H48ZM60 189V188H59ZM95 189L96 190H98L99 191V189H98V187H95ZM107 189V188H106ZM113 189V188H112ZM111 189V190H112ZM17 190V191H16ZM26 190H29V187L26 189ZM32 190V189H31ZM154 190V189H153ZM21 191V190H20ZM24 191V190H23ZM58 191V190H57ZM64 191V190H63ZM113 191V190H112ZM136 192H137V190H135ZM159 191V190H158ZM28 192V191H27ZM26 192V193H27ZM32 192H34V191H32ZM36 192V191H35ZM106 192V190L104 191V193ZM108 192H110V191H108ZM116 192V191H115ZM115 192H111V193H115ZM120 192V191H119ZM19 193H21V192H19ZM18 193V194H19ZM36 193H38V192H36ZM95 193V192H94ZM99 193H101V191L99 192ZM110 193V194H111ZM118 195H114V198L110 201L111 202V205H112V207H113V212H112V214H113V218H115V216H117L118 217V215L120 216V214L122 213V215H126L128 218H130L129 216V213L131 212L130 211V208H128V207H126V209L124 210H122L121 209V207L118 205V203H117V200H119V198L118 197H120L119 195L121 194V193H118V192H116ZM22 194V193H21ZM21 194H19V196L21 195ZM28 194V193H27ZM34 194V193H33ZM42 194V193H41ZM53 194V193H52ZM102 194V193H101ZM109 194V195H110ZM37 195V194H36ZM36 195H34V196H36ZM59 195H61V194H59ZM112 195V194H111ZM113 195H112V197H113ZM165 195H167L166 193H165ZM1 196V195H0ZM17 196V195H16ZM21 196H23V195H21ZM31 196V195H30ZM38 196V195H37ZM135 196V195H134ZM25 196H23V198H24ZM41 197V196H40ZM137 197H135V198H137ZM163 196L161 195V198H162ZM168 197V196H167ZM3 198V197H2ZM16 198V197H15ZM18 198V197H17ZM16 198V199H17ZM21 198V197H20ZM20 198H19V202H18V204H19V207H20V204L21 205H24L23 203L25 202H23L22 200V198H21V200H20ZM28 198V197H27ZM62 198V197H61ZM87 198V197H86ZM118 198V199H117ZM1 199V198H0ZM25 199V198H24ZM32 199V198H31ZM70 199V198H69ZM102 199V198H101ZM104 199V198H103ZM107 199V198H106ZM111 199V198H110ZM124 199V198H123ZM2 200V199H1ZM0 200V201H1ZM28 200H29V198H28ZM27 200V202L29 203V202H31V200L30 201H28ZM40 200V199H39ZM72 200V199H71ZM108 200V199H107ZM134 200V199H133ZM138 200V202L140 201L139 199H137ZM20 201H22L23 203H20ZM46 201H47V199H46ZM51 200H49V202H50ZM260 201H261V197H260ZM259 201V202H260ZM5 202H6V199H5ZM4 202V200H3V203L2 204H4L5 203ZM8 202V201H7ZM14 202V201H13ZM13 202L11 201L10 203H12L13 204ZM16 202V201H15ZM34 202V201H33ZM32 202V203H33ZM48 202V203H49ZM55 202V201H54ZM62 202V201H61ZM135 202V201H134ZM134 202H132V203H134ZM258 202V201H257ZM1 203V202H0ZM17 203V202H16ZM51 203V202H50ZM52 203H53V201H52ZM125 203V202H124ZM1 204V205H2ZM18 204H15L14 203V205H18ZM26 204V206H27V203H25ZM30 204V203H29ZM39 201H38V203L36 204V207L34 206V208H37L39 205ZM43 204V203H42ZM54 204V203H53ZM120 204V203H119ZM123 204V203H122ZM142 204V203H141ZM141 204H140V208H141ZM255 204H257V203H254V205ZM38 205V206H37ZM40 205H41V202H40ZM48 204H46V206H47ZM55 205V204H54ZM65 205V204H64ZM143 205V204H142ZM262 205V204H261ZM264 205V204H263ZM263 205H262V207H263ZM7 206H8V204H7ZM10 206V205H9ZM41 206H45V205H41ZM50 206H51V204H50ZM68 206V205H67ZM99 206H101L100 204H99ZM110 206V205H109ZM151 206H152V204H151ZM170 206V205H169ZM15 207V206H14ZM17 208V210L19 209L18 208V206H16ZM22 207V206H21ZM52 207V206H51ZM60 207V206H59ZM111 207V208H112ZM134 207H135V205H134ZM261 207V208H262ZM1 208V207H0ZM3 208V207H2ZM13 208V207H12ZM23 208V207H22ZM26 208H31V209H33V207H32V204H31V206L29 207H26ZM41 208V207H40ZM53 208H55V207H53ZM53 208H51V209H53ZM173 208V211H172V213H170L169 211V213H167V214H171L169 217H171V219L173 220V222H174V225H175V229H176V231H177V235H178V239H176V241L179 243V244H182L183 245V247H184V249L186 250V252L184 253V255L182 256V261H183V264H195L196 263V261H197V258H196V255H195V253H192L195 249H194V247H195V242H194V238H193V236L191 235V233L189 232V230L186 228V225H185V221H184V219L179 215V213H178V211L174 208V207H172ZM28 209H26L27 210V212H28ZM55 209H57V207L55 208ZM55 209H53V210H51V213H49V214H52V212H53V214L55 213ZM60 209V208H59ZM72 209V208H71ZM259 209V208H258ZM264 209V208H263ZM262 209V210H263ZM40 211H41V209H39ZM46 210H48V212H50L49 210V208L47 209L46 208ZM45 210V211H46ZM61 210V209H60ZM96 210H98V209H96ZM101 209H99L97 212H99ZM140 210V209H139ZM138 209H137V211H135V212H138L139 211ZM145 210V209H144ZM165 210H167V209H165ZM36 210L34 209V211H32L31 213H33V212H35ZM261 211V210H260ZM259 211V212H260ZM8 212V211H7ZM17 212V211H16ZM19 212V211H18ZM22 212H24V211H22ZM21 212V213H22ZM42 212V211H41ZM44 212V211H43ZM68 211L66 210V213H67ZM72 212V211H71ZM124 212V213H123ZM165 212V211H164ZM30 213V212H29ZM28 213V214H29ZM36 213V212H35ZM134 213V212H133ZM144 214H146L145 215V217H147L146 219H148V221L145 219H143L144 221H146V222H148V224L147 225H149V221H150V223H151V225L155 228V227H157V228H161V225L158 223V221L156 220V219H154L153 217H151L150 215H153V214H150V212H148V211H144L143 212ZM160 213V212H159ZM9 214V213H8ZM17 214V213H16ZM27 214V213H26ZM38 214V213H37ZM42 214V213H41ZM52 214V215H53ZM58 214V213H57ZM72 214V213H71ZM77 214V213H76ZM135 214V213H134ZM261 214V213H260ZM3 215V214H2ZM11 215V214H10ZM19 215V214H18ZM23 215V214H22ZM39 215H40V212H39ZM44 215H46L45 214V212H44ZM51 215V216H52ZM59 215V214H58ZM100 215V214H99ZM140 215H142V214H139V216ZM256 215H258V214H256ZM262 215V214H261ZM12 216H14V215H12ZM11 216V217H12ZM24 216V215H23ZM27 216V215H26ZM66 216V215H65ZM67 216H69V215H67ZM138 216V215H137ZM6 217V216H5ZM19 217H20V215H19ZM22 217V216H21ZM21 217H20V219H21ZM32 217V216H31ZM43 217V216H42ZM53 217H54V215H53ZM56 218H57V216H55ZM54 217V218H55ZM59 217V216H58ZM71 217V216H70ZM124 217V216H123ZM132 217V216H131ZM17 218H18V216H17ZM16 218V219H17ZM29 218V217H28ZM38 218V217H37ZM46 218V217H45ZM51 218V217H50ZM67 218V217H66ZM112 218V219H113ZM120 218V217H119ZM125 218V217H124ZM137 218V217H136ZM141 218H142V216H141ZM144 218V217H143ZM258 218H262V216L261 217H258ZM16 219H14V220H16ZM30 219V218H29ZM28 219V220H29ZM59 219V218H58ZM69 219V218H68ZM70 219H72V217L70 218ZM139 219V218H138ZM34 220V219H33ZM38 220V219H37ZM73 220V219H72ZM75 220V219H74ZM119 220V219H118ZM118 220H117V222H118ZM132 220H134L133 218H132ZM166 220V219H165ZM26 221V220H25ZM167 221V220H166ZM165 221V222H166ZM16 222H17V220H16ZM27 222V221H26ZM19 223V222H18ZM51 223V222H50ZM66 223H68V222H66ZM69 223H71V222H69ZM20 224V223H19ZM28 224V223H27ZM27 224H24L26 227H27ZM65 224V223H64ZM164 224V223H163ZM14 225V224H13ZM17 225V224H16ZM46 225V224H45ZM12 226V225H11ZM19 226V225H18ZM131 226V225H130ZM160 226V227H159ZM16 227V226H15ZM20 227H22V225L20 224ZM19 227V228H20ZM60 227V226H59ZM8 228H10V226L8 227ZM31 228V227H30ZM69 228H70V226H69ZM11 229V228H10ZM13 229H14V227H13ZM21 229V228H20ZM17 230H18V227H17ZM16 230V231H17ZM74 230V229H73ZM112 230V229H111ZM157 230V229H156ZM20 231H24V230H20ZM71 231V230H70ZM16 233V232H15ZM15 233H13V235L15 234ZM20 233V232H19ZM44 233V232H43ZM67 233V232H66ZM9 234H10V231H9ZM9 234H8V236H7V238H9ZM25 234V232L23 233L22 232V236ZM33 234V233H32ZM36 235V234H35ZM46 236H47V233L45 234ZM68 235H70V237H71V233H69ZM169 235H172L171 234V232H170V234ZM177 235H176V237H177ZM17 236V235H16ZM22 236H21V238H22ZM25 236H26V234H25ZM25 236H23V237H25ZM67 236V235H66ZM239 236H241V237H239ZM254 236V235H253ZM12 237V233H11V236H10V238ZM38 237V236H37ZM79 237V236H78ZM6 238V239H7ZM14 238V237H13ZM19 238V237H18ZM26 238V237H25ZM30 238V237H29ZM44 238L46 239V237L44 236ZM170 238V237H169ZM168 238V239H169ZM252 238V237H251ZM254 239H255V237H253ZM9 240V239H8ZM7 240V241H8ZM11 240H12V238H11ZM16 240V239H15ZM27 240V239H26ZM40 240V239H39ZM17 241V240H16ZM24 241V240H23ZM44 241V240H43ZM151 241V240H150ZM251 241V240H250ZM60 242V241H59ZM24 243H26V244H28L27 242H24ZM23 243V244H24ZM37 243V242H36ZM42 243V242H41ZM79 243V242H78ZM77 243V244H78ZM252 243V242H251ZM16 244L17 243H15V246H16ZM22 244V243H21ZM25 245V244H24ZM40 245V244H39ZM45 245V244H44ZM46 246V245H45ZM10 247V246H9ZM19 247V246H18ZM37 247H39V246H37ZM59 247H60V245H59ZM182 247V248H183ZM33 248V247H32ZM35 248V247H34ZM5 249H6V247H5ZM17 249V248H16ZM15 249V247H14V250H16ZM59 249V248H58ZM8 249H6L5 250V252L8 254V251H7ZM13 250V251H14ZM22 250V249H21ZM29 250H30V248H29ZM33 250V249H32ZM38 251H39V249H37ZM78 250V249H77ZM105 250V249H104ZM107 250L108 249H106V252H107ZM10 251V250H9ZM55 251V250H54ZM111 251V250H110ZM3 252V251H2ZM16 252V251H15ZM19 252H21V251H19ZM23 252H25V251H23ZM27 252H28V250H27ZM30 252V251H29ZM35 252V251H34ZM44 252V251H43ZM79 252H80V250H79ZM31 253V252H30ZM39 252H37V254H38ZM42 253V252H41ZM46 253V252H45ZM77 253H78V251H77ZM111 253V255H113V252L111 251L110 252ZM192 253V254H191ZM7 254H5V256L7 255ZM29 254V253H28ZM33 254V253H32ZM36 254V255H37ZM87 254V253H86ZM9 255V254H8ZM42 255H44V254H42ZM41 254H40V256H42ZM106 255V254H105ZM167 255V254H166ZM230 255V254H229ZM12 255H10V257H11ZM23 256V255H22ZM35 256V255H34ZM53 256H55L56 257V255L54 254V255H52V258H53ZM72 256V255H71ZM78 256H79V254H78ZM83 256V255H82ZM81 256V257H82ZM235 256V255H234ZM16 257V256H15ZM14 257V258H15ZM21 257V256H20ZM24 257V256H23ZM27 257H29L28 255H27ZM31 257V256H30ZM29 257V258H30ZM37 257H39V256H37ZM49 257H50V254H49ZM48 257V258H49ZM74 257V256H73ZM4 258V257H3ZM3 258H1V262H2V259ZM7 258H9V257H7ZM6 257H5V261H6V259H7ZM26 258V257H25ZM33 258V257H32ZM40 258V257H39ZM42 258V257H41ZM40 258V259H41ZM51 258V257H50ZM51 258V259H52ZM65 258V257H64ZM71 258V257H70ZM78 258V257H77ZM84 259H85V257H83ZM10 259V258H9ZM18 259V258H17ZM21 259H22V257H21ZM24 259V258H23ZM34 259V258H33ZM36 259V261L35 262H37V258H35ZM50 259V260H51ZM60 259H61V256L59 257V259L57 258H55V259H53V261L54 260H56L55 262H56V264H59L60 263ZM62 259H63V257H62ZM73 260H74V258H72ZM79 259V258H78ZM11 260V259H10ZM49 259H47V261H48ZM68 260H69V258H68ZM87 260V259H86ZM94 260V259H93ZM125 260V259H124ZM14 261H15V259H14ZM52 261V260H51ZM64 261V263L63 264H65L66 263V261H65V259L63 260ZM70 261H71V259H70ZM74 261H77V259H75ZM73 261V262H74ZM164 261V260H163ZM241 261V260H240ZM4 262V261H3ZM18 262H20V261H18ZM25 262H26V260H25ZM27 264H33L34 262H33V260L32 259H29V260H27ZM49 262V261H48ZM54 262V263H55ZM249 262V261H248ZM247 262V263H248ZM10 263V262H9ZM22 263V262H21ZM45 263V262H44ZM50 264H51V262H49ZM53 262H52V264H54ZM68 263H70L69 261H68ZM75 263V262H74ZM73 263V264H74ZM77 263V262H76ZM75 263V264H76ZM78 263H79V260H78ZM82 263H85V261L84 262H82ZM94 263V261L92 262V264ZM1 264H3V263H1ZM4 264H6V263H4ZM12 264V263H11ZM19 264V263H18ZM26 264V263H25ZM67 264V263H66ZM71 264V263H70ZM197 264V263H196ZM234 264V263H233Z\"/></svg>",
	"mask_w": 264,
	"mask_h": 264
},
{
	"label": "crops",
	"instance_id": "4",
	"mask_svg": "<svg viewBox=\"0 0 264 264\" xmlns=\"http://www.w3.org/2000/svg\"><path fill=\"white\" fill-rule=\"evenodd\" d=\"M240 1L241 0H221L219 5L217 6V8L214 9L215 11H213L214 18L210 22L209 28L205 32V35L208 37H215L216 39H217V37H222L221 39H223V36H228L234 30V28H237L239 26V21H238V19L236 20V15L232 14V11L250 10V7H251L250 1H252V0H244V1H247V3L249 2L248 7L245 6L246 4H241ZM151 3L152 2H149V12H150V10H152V6H153ZM246 7H247V9H246ZM148 14L152 15L151 13H148ZM255 15H258V14L255 13ZM149 42H151V44L154 43V48L156 47L157 49L150 48L149 52H145V50L143 49V47L141 45L142 43L139 42L138 43L139 44V50H140L139 59H140V57L141 58L147 57V58H149V62L153 63L158 59V48L160 46V42L159 41L154 42V41H152L151 38H150ZM148 55H149V57H148ZM140 64H141V62H140ZM141 67H142V65H141ZM152 77H153V79L150 82L151 89L155 88V83H154L155 78H154V76H152ZM146 84H149V83H146ZM119 89L122 90L124 93L128 94L126 87H120Z\"/></svg>",
	"mask_w": 264,
	"mask_h": 264
}]
</instances>
